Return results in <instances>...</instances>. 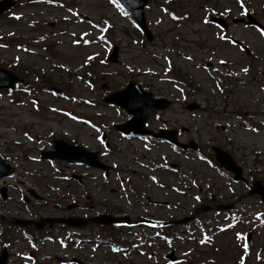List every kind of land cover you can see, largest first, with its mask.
I'll use <instances>...</instances> for the list:
<instances>
[{
  "label": "rangeland",
  "instance_id": "1",
  "mask_svg": "<svg viewBox=\"0 0 264 264\" xmlns=\"http://www.w3.org/2000/svg\"><path fill=\"white\" fill-rule=\"evenodd\" d=\"M16 1L0 16V68L23 75L33 88L32 95L15 91L17 101L0 89V150L16 171L0 180V255L6 249L7 264H264V202L248 186L264 184V38L233 23L250 13L264 26V0H241L244 9L237 0H149L144 13L152 41L112 0ZM215 14L228 16L226 35L248 51L225 34L221 41L209 23ZM114 46L119 62L109 63ZM170 79L179 80L182 92ZM128 82L173 101L161 118L184 127L181 141L208 154L212 146L226 150L246 181L236 183L166 145L122 140L113 127L124 118L102 99ZM52 88L61 96L46 92ZM188 101L201 111H188ZM150 123L152 130L162 125ZM54 140L98 153L108 177L97 168L42 159V148L53 150ZM166 164L173 168L160 167ZM218 205L234 210L224 213ZM103 215L135 225L55 223L40 231L16 225ZM145 219L149 224L138 227ZM164 222L168 239L166 231H155ZM171 252L176 261L166 258Z\"/></svg>",
  "mask_w": 264,
  "mask_h": 264
},
{
  "label": "water",
  "instance_id": "2",
  "mask_svg": "<svg viewBox=\"0 0 264 264\" xmlns=\"http://www.w3.org/2000/svg\"><path fill=\"white\" fill-rule=\"evenodd\" d=\"M138 95V94H137ZM143 96H148V95H142L141 92H140V96H139V101H142V97ZM111 99H109L108 101H110ZM153 111H155V109L153 108L152 111H147L145 113V116L144 118H140L139 120H135V121H139L140 122V127L139 126H135L137 128H128V129H124L125 132H135V133H145L144 131V124H145V121H146V116H148L149 114H152ZM137 119V118H136ZM64 145V144H63ZM62 151V150H61ZM62 153L64 154L63 156H59L58 158L60 159H68L69 161L73 162V160H78L76 162H85L87 164H90L92 166H95L97 165L96 163V155L94 154H91L87 151H85L84 149H81V148H73V147H68V149H65L64 151H62ZM224 156H226L224 154ZM228 159V158H227ZM2 162L5 164V161L3 159H1ZM12 175V171L7 174V175ZM2 264V263H1Z\"/></svg>",
  "mask_w": 264,
  "mask_h": 264
},
{
  "label": "snow or ice",
  "instance_id": "3",
  "mask_svg": "<svg viewBox=\"0 0 264 264\" xmlns=\"http://www.w3.org/2000/svg\"><path fill=\"white\" fill-rule=\"evenodd\" d=\"M237 3L239 4V6H240V8L241 9H244V4L241 2V0H237ZM117 7H119V4H117ZM121 12H123V9L121 8ZM74 15H75V13H74ZM173 19H176V17L175 16H173L172 17ZM204 23H208V21H207V19H205L204 20ZM259 34L262 36V37H264V30H259ZM221 39H225V37H223V36H221L220 37ZM189 59H190V57H189ZM221 63H224V61H221ZM242 71H244L245 73L248 71L246 68H244V69H242ZM253 131H255V129H253ZM237 238L239 239V238H241L240 236H239V234L237 235ZM204 241H201V243H203ZM245 251H247V248L245 249ZM241 264H244V260L243 259H241Z\"/></svg>",
  "mask_w": 264,
  "mask_h": 264
}]
</instances>
